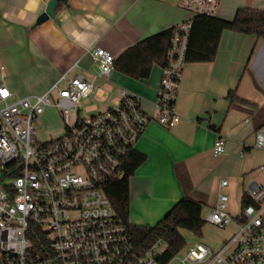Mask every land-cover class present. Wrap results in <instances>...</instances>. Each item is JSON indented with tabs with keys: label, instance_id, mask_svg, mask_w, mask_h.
<instances>
[{
	"label": "built area",
	"instance_id": "built-area-1",
	"mask_svg": "<svg viewBox=\"0 0 264 264\" xmlns=\"http://www.w3.org/2000/svg\"><path fill=\"white\" fill-rule=\"evenodd\" d=\"M173 1L188 17L173 26L153 113L144 109L140 95L120 88L119 99L106 110L80 116V100L99 92L96 81L115 70V55L101 45L88 50L97 67L91 78L64 72L45 92L18 98L0 84V264H161L163 239L139 251L107 187L125 176L126 161L150 121L171 127L181 120L175 103L193 18L217 16L222 0ZM53 91L65 131L42 141L36 121L52 105ZM254 147L264 150V123L255 132ZM225 150V140L218 138L215 155ZM260 171L264 179V162ZM227 186L229 180L222 179L204 219L236 230L217 251L195 243L182 263L264 264V184H250L254 204L243 205L237 215L230 211Z\"/></svg>",
	"mask_w": 264,
	"mask_h": 264
},
{
	"label": "crops",
	"instance_id": "crops-1",
	"mask_svg": "<svg viewBox=\"0 0 264 264\" xmlns=\"http://www.w3.org/2000/svg\"><path fill=\"white\" fill-rule=\"evenodd\" d=\"M48 1L0 0V41H5L10 71L4 79L0 76V84L11 89L14 98L26 85L45 92L64 72H84L91 78L97 71L88 52L92 45H101L116 57L188 17L173 0H68L60 3L54 18L38 23ZM243 6L264 9V0H222L217 16L233 19ZM161 77L162 67L154 65L148 78L136 79L115 69L101 80L119 92L126 88L137 93L144 109L153 113ZM258 88L264 90V39L254 35L225 30L213 60L186 62L175 103L181 120L171 127L152 120L136 142L135 150L146 160L130 178L131 223L154 225L186 195L210 210L220 181L229 180L228 175L224 190L232 205L241 199L242 209V195L250 185L245 189L240 175L256 173L264 162H253V150H262L254 147L255 132L264 123V104L260 107L255 101L257 94L262 95ZM231 91L237 99L229 98ZM253 105L257 109L249 115ZM218 138L225 140L226 150L215 155ZM216 172H223V177ZM210 225L216 230L203 229L205 242L200 243L217 251L234 231ZM182 264L219 263L205 259Z\"/></svg>",
	"mask_w": 264,
	"mask_h": 264
},
{
	"label": "trees",
	"instance_id": "trees-1",
	"mask_svg": "<svg viewBox=\"0 0 264 264\" xmlns=\"http://www.w3.org/2000/svg\"><path fill=\"white\" fill-rule=\"evenodd\" d=\"M225 30L251 34L264 39V9L249 6L239 7L233 19L214 15H195L189 31L186 61L213 60L217 55L219 42ZM172 34L173 26L128 46L115 57V69L136 79L148 78L154 65L160 67L165 65ZM229 98L237 99L234 91L230 92ZM145 160L146 156L143 153L133 150L126 161L125 176L108 184L107 193L119 217L127 225L138 250L144 251L157 239L162 238L166 248L163 253L158 255L157 259L161 264H168L186 243L181 229L202 234V228L206 222L202 215L204 203L186 195L178 200L167 214L154 225L131 223L129 220L130 178ZM246 203H253V200L244 192L242 204Z\"/></svg>",
	"mask_w": 264,
	"mask_h": 264
},
{
	"label": "rangeland",
	"instance_id": "rangeland-1",
	"mask_svg": "<svg viewBox=\"0 0 264 264\" xmlns=\"http://www.w3.org/2000/svg\"><path fill=\"white\" fill-rule=\"evenodd\" d=\"M5 41H0V76L5 78V76L10 74V71L7 68V63L5 60L6 57V48H4L6 45H4ZM2 65L4 66V69H1ZM7 73V75H5ZM97 85H100L101 93L98 91H95L93 94H91L87 98H82L80 100V104L82 107V110L79 112L81 117L89 116L92 114L100 113L104 110H106L112 103L117 101L120 97L119 89L115 85L108 84L104 80H97ZM259 89V88H258ZM262 91V92H261ZM22 92L24 93H18L16 94V97H22L27 94H33V93H41L39 89L34 88L30 85H26L25 87H22ZM259 92L262 93V95H258V99L255 101L257 104L261 107L264 104V90H260ZM259 93V94H260ZM52 97V105L47 106L45 111L39 115L37 121H36V128H37V134L40 140H48L52 137L60 136L65 131V123L62 120V115L60 112V108L56 106L57 100H58V94L57 91H53L51 93ZM263 99V101H261ZM242 103V102H241ZM257 107L253 105V108L248 109L249 115L251 114V110H255ZM262 111V110H261ZM76 113L72 112L70 113V124L72 125L74 123ZM247 121H245L246 123ZM255 158L253 159V162H257L258 164L261 163L264 159V151L260 150H253ZM253 155V153H252ZM217 175H219L218 178L223 177V172H216ZM243 180V185L245 189L250 185V183L254 180L259 181L264 184L263 175L260 173L259 166L256 168V173H250L248 175H240ZM228 178L230 180L231 176L228 175ZM220 181V179H219ZM240 200L235 203V205H232L231 200L229 201V208L232 214L237 215L241 211L240 206ZM209 208L208 205L203 204V211L202 215L205 217L206 213L208 212ZM208 231L212 229V231H215L216 228L211 226L209 222H205L202 230ZM229 231H235L234 225H229L227 227ZM182 235L185 237L186 243L182 247V249L175 255V257L168 263V264H182V258L186 255V253L189 251L190 247L196 243V242H205V239L202 237V235H199L193 231L181 229Z\"/></svg>",
	"mask_w": 264,
	"mask_h": 264
},
{
	"label": "water",
	"instance_id": "water-1",
	"mask_svg": "<svg viewBox=\"0 0 264 264\" xmlns=\"http://www.w3.org/2000/svg\"><path fill=\"white\" fill-rule=\"evenodd\" d=\"M68 0H49L45 10L39 15L37 22L42 23L49 18H54L56 15V10L60 3H67Z\"/></svg>",
	"mask_w": 264,
	"mask_h": 264
}]
</instances>
